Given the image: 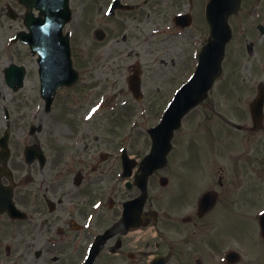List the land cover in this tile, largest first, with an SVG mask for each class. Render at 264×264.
I'll return each mask as SVG.
<instances>
[{"label":"flooded vegetation","instance_id":"obj_1","mask_svg":"<svg viewBox=\"0 0 264 264\" xmlns=\"http://www.w3.org/2000/svg\"><path fill=\"white\" fill-rule=\"evenodd\" d=\"M109 1L104 0V5ZM159 1L118 0L110 15V18H114V16L125 14L122 17L125 18L124 21L132 20L144 31L141 33L139 29L138 36L135 32L129 31L127 38L130 39L131 44L126 43L127 38L123 32L122 41L126 44L118 47L120 52L115 51L118 53L114 55H112L113 51L110 52L112 58L117 56L116 60L119 62L129 59L125 61L129 69L142 68L137 57L135 60L131 59L132 54L135 53L137 56L141 50L150 60L156 59L154 56L156 51L162 48L166 50L164 53L169 52L168 47L157 46L158 40L162 43L167 42L168 36L162 35L167 33L164 30L157 34L156 25L158 20L168 19L172 12L167 3L164 9L158 8ZM241 1L243 3V0ZM255 1L259 6L253 9L255 15L259 17L264 10V7H261L264 5V0ZM87 6L86 3V8ZM90 8L88 7L87 10ZM101 18H104L102 14ZM124 21L118 23V26H121L120 29L124 26ZM244 22L246 23L244 31L248 30L246 36L249 38L245 36L247 48H253L252 50L257 52L258 46L261 53L264 48V28H262L264 13L260 19L256 18L253 21L254 28H250L251 25L246 20ZM101 30L104 39L107 32L104 28ZM157 35L160 37L157 38ZM71 47L74 63L77 64L73 38H71ZM110 47L104 49L102 58L95 62L97 64L85 66L86 75L92 71L101 70L103 73L104 70L109 69V62L112 59L108 57ZM123 52L125 56L122 55ZM85 55L87 60H92V51L87 50ZM142 75L140 74L141 81ZM261 85L254 82L244 87L242 90L245 98L248 96L252 99ZM116 86L122 88L114 92L119 89ZM106 87L110 88L111 92L106 91ZM125 91H129L126 84L119 81L78 80L72 86L58 89L49 110L44 108V101L39 92L41 101L39 111L43 115L39 121V131L45 132L46 128L48 129L46 122L58 121L57 116L61 113L72 115L68 118L71 119V127L67 129V133L63 131L65 137L62 139L63 152L58 150L53 157L46 154V161L42 165L38 160L27 163L24 157L18 160V157L12 156L11 152L9 167L13 172L14 201L24 215L23 219H18L11 217L8 213L0 214V225L6 224L11 226V229L18 225L22 226V233L25 236L22 244L25 245L26 251L36 245L38 248L34 249V255H39L40 258L51 255L48 258L53 264L59 262L61 256L65 254L71 256L74 261L77 257L85 258L90 253L92 245L97 247L94 264H150V261L156 257H163L165 264H190V247L193 253L202 254H196L195 262L207 264L209 261L203 254L208 253L209 256H214L217 239L210 237L208 242L207 237H202V240L196 241L197 243L192 242L188 238L189 229L195 234L204 222L209 226L213 225L216 229L210 217L219 205L237 211L238 208L242 210L243 207H252L259 201L258 199L264 198V156H260L264 151V121L258 128H241L235 125L239 132H235L232 141L228 174L223 172L224 167L220 168L217 181L215 182L213 177L209 179L207 177L208 181L204 184L206 190H201L203 191L201 195L207 191L215 192L216 202L210 210L200 213L198 206L200 196L197 200L189 201L187 192L184 190L185 182L177 203L179 207L172 206L177 193L151 196L149 189L155 184L150 178L157 177L159 181L162 176H165L160 173L162 168L155 170L148 179V196L142 212L133 207L125 217V203L140 194L137 178L141 173V157L130 155L124 148L123 138L116 136L114 130L115 135H112V140L109 141L102 140L101 137L104 132L107 133V127L101 129L100 135L92 134V128L95 127L98 118L117 117L120 114L125 116L126 105L136 106L129 92V96L124 95ZM253 91H255L254 94ZM94 98L96 100L92 102ZM145 107L134 108L132 114L144 112V115H147L149 111ZM240 112L244 114V118L249 116L247 109L239 111L238 114ZM10 125L12 126L11 123ZM240 132H243L241 139L238 136ZM253 132L261 138L258 144H254L255 147H252L250 139ZM246 134L249 136V142ZM103 148L107 150L102 151ZM125 152L128 153L133 164L130 170L132 175L127 179L123 158ZM19 168L21 172L17 174ZM4 184H8V181L4 180ZM167 185L168 182L165 186ZM178 209L185 210L181 216H178ZM140 222L145 223L143 226L135 227ZM214 232L212 229L207 233ZM172 234L178 236L171 238ZM259 241L258 244H264V238H260ZM225 255L226 252L219 257ZM258 262L263 264V258H258ZM240 263L241 260L228 263L225 259L223 264Z\"/></svg>","mask_w":264,"mask_h":264},{"label":"rangeland","instance_id":"obj_2","mask_svg":"<svg viewBox=\"0 0 264 264\" xmlns=\"http://www.w3.org/2000/svg\"><path fill=\"white\" fill-rule=\"evenodd\" d=\"M86 2H88L87 8L91 7L90 10H92L94 14L87 15ZM206 2L207 0H166L164 2L160 0L158 2L157 7L161 9H164L165 3H167L172 8L173 12L176 10L190 12L192 23L181 37H175L169 34L167 42L162 43L160 42L161 40L157 41V46L161 45V48L163 46L170 48L168 54L164 53L166 52V50H164L165 48L156 51L154 55L156 59L153 58L152 60H150L143 50H141L137 56H135V53L132 54L131 59L135 60L137 57L142 67V90L144 92V98L136 102V106L126 105L125 116L120 114V116L117 117L108 116L98 118L95 127L92 128L93 136L96 134L100 135L101 129L104 127L106 129L107 127V133L104 132L103 135H101L102 140H112L111 136L115 135L113 132L114 130L116 131V136L123 138L124 145L126 146L124 147L130 155H137L142 158L148 153L151 145L147 133L148 127L159 120L160 113H162L170 98V93L185 81L184 77L187 75L189 77L194 72L195 63L197 61L194 59L193 50L195 48L201 50L199 42H206L209 38L210 27L204 12ZM7 5L13 6L18 10L17 12L22 13L24 10L23 7L18 4V0H0V135L3 133L5 127V110L7 109L8 112L10 111L11 113L12 126L9 147L12 156H16L18 160H21L24 147L32 143H38L48 156L53 157L58 150L63 152V131L67 133V129L71 127V119L68 118L72 115L61 113L60 116H57L59 117L58 121L53 123L46 122L48 129L46 128L45 132L39 131V121L42 119L43 115L39 111L41 102L38 93L39 77L36 59L23 44L19 42L10 44V36L22 27L20 20L22 15L15 20L10 19L6 15ZM71 5L74 8V16L70 24L66 26V30L70 31L73 35V42L77 55L76 65L79 69L88 64V66H91L97 62L99 58H102L104 49L109 46L113 47H110L108 53V57L112 58L110 55L111 51H113L112 55H114L120 52L118 47H123L126 43L131 44L130 39L127 38L129 31L135 32V35L138 36L139 29L141 30V26L136 22L132 20L124 21L125 18L122 17H124L125 14L114 16V18H101L103 6H105L104 0H72ZM255 6H259L256 5L255 0L251 2L250 0L248 2H244L243 0L239 10L228 19L231 26L232 40H230L226 46V57L222 63V73L204 99L184 117L181 127L177 129L173 135L172 150L168 155L167 165L160 172L162 175L168 177L169 186L161 187L157 177L150 178V180H154L152 182L155 184L154 187H150L149 189L151 196H164L169 190H171L172 193L178 192L173 201V207H179L177 203L180 200L184 179L187 195H190L188 196L189 201H193V199H191L195 197L193 194L197 191V194H201L206 190L204 184L207 183L209 178L213 177L214 181H217L220 168L224 167L225 169L223 172L228 174L231 159L229 150L231 145L227 139V132L228 135H231V131L234 130L231 122L228 120H231V117H235L234 114L231 113L239 96L235 93L241 91V87L247 83L264 82V80H250V69L248 70V65L243 69V64L249 63L246 62L245 58L244 62L240 59L245 52V57L247 56L248 60H252L251 69L255 73H258V76L264 77V66L261 72L259 66L262 64H254L257 57L264 58V48L260 53L257 46V52H253L252 55L246 54L247 39L245 36L248 34V30L244 31L246 29V23L244 21L246 20L251 25L250 28H254L253 20L256 18L260 19L264 13L263 10L260 16L257 17L253 11V7ZM261 7H264V5ZM122 21H124V26L120 29L121 26H118V23ZM158 22L168 23L166 20L157 21V23ZM96 28H104L105 32H107L104 39L97 40L94 37L93 34ZM123 32L127 38L126 43L122 41L124 37H122ZM141 33H144V31L141 30ZM165 35L167 36V34ZM116 42L117 44H115ZM87 50L93 52V58L92 60L90 59V61L87 60L85 55ZM122 55L125 56V52H123ZM116 57L117 56L110 60L109 69L104 70L103 73L101 70L92 71L87 74V77L81 69L79 80L119 81L125 85L126 78L131 73V70L127 68V64L125 63V61L129 59H124V61L119 62L116 60ZM162 60L165 61V63H163ZM234 61L242 63L238 64V68L235 71L233 69L236 66ZM11 62L22 64L27 69L24 86L17 92H14V90H11L5 84L4 68ZM231 74L233 76H231ZM243 76L246 79L248 78V80H235L236 78L241 79ZM239 83L242 84L237 86ZM112 87L113 83L111 84V88ZM116 87L119 88V86ZM121 88L122 87L116 89L114 92H118ZM106 91L111 92V89L106 87ZM63 92L65 93V91ZM254 92L255 91H253V94ZM124 95L129 96L128 91H125ZM95 98L92 102L96 100ZM130 103H132V100H130ZM141 106H146L145 108L148 109L149 113L147 116H140L138 112H135V115H133V109L141 108ZM240 107H244V100L240 102ZM215 124L224 126L226 128L224 130L227 132H220L218 128L220 126L215 128ZM30 125L35 126V131H33L32 134L28 132ZM242 134L243 132L238 134L239 139H241ZM246 136L249 142V136L247 134ZM250 137L251 144H253L252 147H255L254 144H258L261 140V138L257 137L255 132H253ZM106 150V148L102 149V151ZM260 156H264V151H262ZM197 164L200 168H198ZM202 166L204 171L200 175L199 171ZM20 172L21 168L18 169L17 174H20ZM207 174L209 175L208 179L204 182ZM170 185L174 188L172 189ZM201 190L203 191L201 192ZM260 206L264 207L262 200L251 208L243 207L242 210L238 208V211L230 207L223 208L219 205L210 217V221L215 225L216 229L213 225L209 226L204 222V224L200 225L195 234L189 229L188 238L192 242L202 240V237H207L208 242L210 241V237L217 239L214 256H209L208 253L206 255L203 254L205 259L209 261L207 264H217L219 261L221 263L219 257L221 254H224L227 250H231L232 248L241 247H243L242 261L247 260V263H249L252 261L250 255H255V248L262 245L254 244L252 240L253 237L257 238L256 236H260L257 222L250 218L251 216L254 217L256 210L261 208ZM179 209L178 216H181L185 210L182 209L180 211ZM4 225L6 224H3V226L0 225V264H43V262L48 263L51 261L48 258L51 255H44L41 258L34 256V249L38 248L36 245L26 251L25 246L22 244V240L25 237L22 233V226L18 225L14 227V229H11V226ZM212 229L215 232L213 234H208L207 232ZM177 236L178 235L172 234L171 238H176ZM245 250L249 256L245 254ZM67 252L70 253L69 251ZM189 253L191 256L189 257L191 259L190 264H195L193 260L194 257L196 254L201 253H193L191 247L189 248ZM262 255H264V252ZM67 259L68 261H66ZM78 261V257L74 261L71 256L65 254L61 256L60 261L56 264H76ZM256 261L254 262L256 263ZM262 263L264 264V260ZM240 264H246V262Z\"/></svg>","mask_w":264,"mask_h":264},{"label":"water","instance_id":"obj_3","mask_svg":"<svg viewBox=\"0 0 264 264\" xmlns=\"http://www.w3.org/2000/svg\"><path fill=\"white\" fill-rule=\"evenodd\" d=\"M225 5H220L219 8V5L216 4L214 0H211L210 5L208 6L207 16L212 27L213 40L205 48V52H203L201 56L200 65L194 76L190 79L189 82H187V84H185L178 91L173 102L169 105L168 109L166 110L160 125L154 129H151L150 131L151 136L153 138V146L150 154L145 158L144 161L145 175L142 178V180H144L142 181L143 191L145 190V176L150 173L152 169L165 163L166 153L170 148V138L172 136L173 129L179 125L180 119L185 114V112L192 105H194L197 100L202 97L205 90L210 87L214 77L219 71V63L223 55L224 45L230 36L229 27L227 24V17L237 8L238 0H234V3L229 2ZM64 16L65 14H63L62 11L59 20L60 25H63V23L66 21V18ZM32 28L37 33L38 21H33ZM30 43L33 50L39 51L40 53H45L49 48L45 44H40L38 36L33 38ZM51 46H53V44ZM11 69L17 68L12 66L7 71ZM134 83L133 90L136 91V88L134 86H137V84ZM259 109L260 108H258V110ZM260 114V111H257L254 114L256 122L259 121L261 116ZM2 140L3 143H1L2 150L0 151V158L2 159V161L5 162L6 157L8 155V151L5 138H3ZM0 171L5 173L4 169ZM144 199L145 192L139 199L141 205H143ZM212 202L213 200H210L208 206L211 205ZM88 263H90V260Z\"/></svg>","mask_w":264,"mask_h":264}]
</instances>
